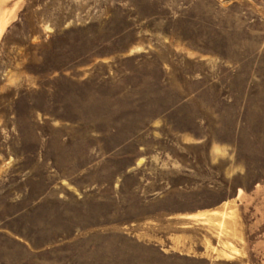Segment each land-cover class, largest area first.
<instances>
[{"label": "rangeland", "instance_id": "obj_1", "mask_svg": "<svg viewBox=\"0 0 264 264\" xmlns=\"http://www.w3.org/2000/svg\"><path fill=\"white\" fill-rule=\"evenodd\" d=\"M0 19V264H264V0Z\"/></svg>", "mask_w": 264, "mask_h": 264}, {"label": "crops", "instance_id": "obj_2", "mask_svg": "<svg viewBox=\"0 0 264 264\" xmlns=\"http://www.w3.org/2000/svg\"><path fill=\"white\" fill-rule=\"evenodd\" d=\"M206 216H209V213H207L204 210H196V211L188 213V217L194 218V219H201V218H204Z\"/></svg>", "mask_w": 264, "mask_h": 264}, {"label": "bare ground", "instance_id": "obj_3", "mask_svg": "<svg viewBox=\"0 0 264 264\" xmlns=\"http://www.w3.org/2000/svg\"><path fill=\"white\" fill-rule=\"evenodd\" d=\"M7 24H8V21L3 20V19H0V38H1V36H2V34L4 32V30H5V28L7 26Z\"/></svg>", "mask_w": 264, "mask_h": 264}]
</instances>
